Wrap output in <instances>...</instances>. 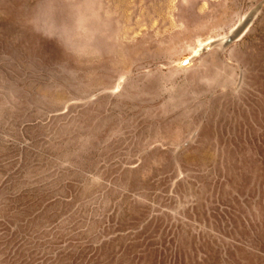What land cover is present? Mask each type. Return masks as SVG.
I'll return each instance as SVG.
<instances>
[{
    "label": "rangeland",
    "instance_id": "obj_1",
    "mask_svg": "<svg viewBox=\"0 0 264 264\" xmlns=\"http://www.w3.org/2000/svg\"><path fill=\"white\" fill-rule=\"evenodd\" d=\"M0 264H264V0H0Z\"/></svg>",
    "mask_w": 264,
    "mask_h": 264
},
{
    "label": "water",
    "instance_id": "obj_2",
    "mask_svg": "<svg viewBox=\"0 0 264 264\" xmlns=\"http://www.w3.org/2000/svg\"><path fill=\"white\" fill-rule=\"evenodd\" d=\"M236 33H238V32H236ZM234 38H235V35L228 36L227 39H226V44L225 45L229 44Z\"/></svg>",
    "mask_w": 264,
    "mask_h": 264
},
{
    "label": "snow or ice",
    "instance_id": "obj_3",
    "mask_svg": "<svg viewBox=\"0 0 264 264\" xmlns=\"http://www.w3.org/2000/svg\"><path fill=\"white\" fill-rule=\"evenodd\" d=\"M187 63V62H186Z\"/></svg>",
    "mask_w": 264,
    "mask_h": 264
}]
</instances>
